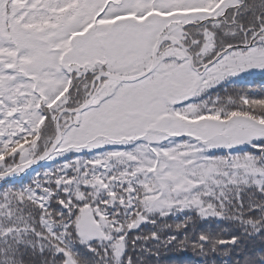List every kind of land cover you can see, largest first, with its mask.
<instances>
[{"label":"snow or ice","instance_id":"snow-or-ice-1","mask_svg":"<svg viewBox=\"0 0 264 264\" xmlns=\"http://www.w3.org/2000/svg\"><path fill=\"white\" fill-rule=\"evenodd\" d=\"M253 69L264 0H0V182L73 154L0 184V264H133L128 234L184 211L264 237V199L240 195L264 197V95L200 99ZM192 220L131 243L264 264V240L180 237Z\"/></svg>","mask_w":264,"mask_h":264},{"label":"trees","instance_id":"trees-1","mask_svg":"<svg viewBox=\"0 0 264 264\" xmlns=\"http://www.w3.org/2000/svg\"><path fill=\"white\" fill-rule=\"evenodd\" d=\"M259 8H257V11ZM249 20L252 19V16H249ZM248 95L250 96H260L264 95V74H245L241 76L229 77L225 81L221 82L214 89L203 93L200 99H206L208 96L215 95H224L225 93L238 95L242 90H248ZM218 154H223V149L215 150ZM96 154L95 150L91 152H82L77 155L81 157H94ZM73 156L70 153L68 156L51 161L47 160L43 164L36 166L28 170L25 174H21L15 177L13 180H8L6 182H0V184H7L12 187H22L28 184H31L33 179L36 178L37 174H43L45 171L50 169L60 168L65 160L71 159ZM255 197L264 199L261 197L259 192H256L254 188L246 189L240 195L243 196L246 206L253 203V195ZM191 216L193 218L192 222L189 223L188 228L184 229L182 233L179 234L180 237H183L187 234L190 238L196 239L199 234L205 233L208 234L213 240L217 238H230L232 235H241L243 240L248 242V246L244 243L239 244L240 253L245 251H252L253 249L259 246L260 240H264V237L259 239H250L247 236H244L239 224L234 220L229 219H220V218H208L201 219L195 211H184L177 212L173 215L167 217L164 220H158V223L153 225L150 223L142 224L138 229L133 230L128 234L129 236V245L128 250L124 254V259L126 260L129 256L132 257L133 264H224V261H228L230 264V258L227 256H209L205 258L203 254L197 255L192 251L188 252H179L175 249L170 251H162L159 259L147 257L145 252V246L148 248L159 249V245L156 241H145L143 239L137 240L135 246L132 245V238L136 235L146 236L152 231L160 230L164 235L175 234L172 229H163L162 225L164 223L175 224L183 221L186 217ZM231 250L230 246L224 247ZM76 250L82 254L86 253V249L82 245H76ZM90 259L95 260L91 254H87ZM147 257V259H145Z\"/></svg>","mask_w":264,"mask_h":264},{"label":"rangeland","instance_id":"rangeland-1","mask_svg":"<svg viewBox=\"0 0 264 264\" xmlns=\"http://www.w3.org/2000/svg\"><path fill=\"white\" fill-rule=\"evenodd\" d=\"M258 8V7H257ZM249 18V17H248ZM249 73H252V74H264V70H259V69H253V70H251V71H249V72H242V73H240L239 75H237V76H241V75H245V74H249ZM235 77V76H234ZM218 85H216L215 87H217ZM214 87V88H215ZM214 88H212V89H214ZM209 90H211V89H209ZM209 90H207V91H209ZM70 154V153H69ZM68 154V155H69ZM67 155V156H68ZM64 157H66V156H63V157H59V158H56V159H52L51 161H56V160H59V159H62V158H64Z\"/></svg>","mask_w":264,"mask_h":264},{"label":"water","instance_id":"water-1","mask_svg":"<svg viewBox=\"0 0 264 264\" xmlns=\"http://www.w3.org/2000/svg\"><path fill=\"white\" fill-rule=\"evenodd\" d=\"M43 161H44V160L39 161L38 163L32 165L30 168H32V167H34V166H36V165L42 163ZM30 168H28V169H30ZM28 169H26L23 173H25ZM23 173H20V174H23ZM15 176H17V175L10 176V177L7 178V180L13 179ZM223 247H226V246H223Z\"/></svg>","mask_w":264,"mask_h":264}]
</instances>
